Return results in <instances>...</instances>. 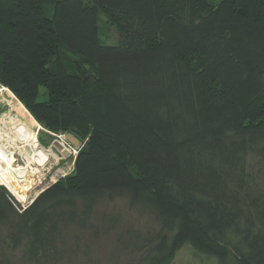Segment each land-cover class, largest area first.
Instances as JSON below:
<instances>
[{
    "label": "trees",
    "instance_id": "1",
    "mask_svg": "<svg viewBox=\"0 0 264 264\" xmlns=\"http://www.w3.org/2000/svg\"><path fill=\"white\" fill-rule=\"evenodd\" d=\"M0 85L84 141L25 208L0 186L3 238L25 262L87 257L77 231L115 229L94 212L126 196L160 229L127 232L125 264H169L184 244L264 264V0H0Z\"/></svg>",
    "mask_w": 264,
    "mask_h": 264
},
{
    "label": "rangeland",
    "instance_id": "2",
    "mask_svg": "<svg viewBox=\"0 0 264 264\" xmlns=\"http://www.w3.org/2000/svg\"><path fill=\"white\" fill-rule=\"evenodd\" d=\"M210 1L217 2L218 0ZM99 34L102 42H116V27L104 14H100L99 16ZM64 56L68 59L74 57V55L68 52H65ZM9 108L14 114L21 115L22 118L31 124L33 130L37 132L39 143L44 146V148L51 147L53 151L60 156V160L51 166V169L46 173L42 183L33 188L32 191L37 195L42 189L73 172L76 154L82 147L84 141L70 133L52 132L43 128L42 125L32 117L25 106L9 89H7L0 94V113ZM66 134H70L72 137L78 139L80 142L79 146L74 147L68 139L65 138ZM55 140H63L64 144L68 148H71L73 153L65 157L62 151H59V149L53 145ZM0 182L2 183L0 186L4 187L19 203L21 209H23L28 202L25 201L21 186L13 179L7 170H5L1 163ZM106 213H112L119 217L120 221L118 226L107 233L98 235H95L93 232L94 228H89L86 231H77L78 235L83 240L82 245L86 248L84 251L88 253V256L85 257L83 252V254L73 258L72 261L66 264H87L88 259L92 264H125L132 258L133 254L123 247L122 242L129 239L127 232H136L139 236L145 237L156 233L160 229V224L147 209L139 206H131L126 196H119L110 201H101L96 206L92 224L96 226L101 225V217ZM3 235L4 229L0 226V261L4 264H29L22 259L18 252L13 253L8 250ZM70 238H72V236ZM72 242L73 241H68V243ZM169 264H215V260L198 253L189 244H184L178 249Z\"/></svg>",
    "mask_w": 264,
    "mask_h": 264
},
{
    "label": "bare ground",
    "instance_id": "3",
    "mask_svg": "<svg viewBox=\"0 0 264 264\" xmlns=\"http://www.w3.org/2000/svg\"><path fill=\"white\" fill-rule=\"evenodd\" d=\"M6 90L0 85V94ZM59 142V151L68 149L73 153L63 140ZM58 160L60 156L51 147L44 148L39 143L36 130L21 115L14 114L10 108L0 113V163L21 186L25 201L29 202L36 194L32 191L31 197L26 196L31 185H40Z\"/></svg>",
    "mask_w": 264,
    "mask_h": 264
},
{
    "label": "water",
    "instance_id": "4",
    "mask_svg": "<svg viewBox=\"0 0 264 264\" xmlns=\"http://www.w3.org/2000/svg\"><path fill=\"white\" fill-rule=\"evenodd\" d=\"M65 138L68 139V141H69L74 147H78L79 144H80L79 140L76 139L75 137H72L70 134H66V135H65ZM53 145H54L57 149H60V142H59V140H55L54 143H53ZM62 153H63V155H64L65 157H67V156L70 155V151H69L68 149H62ZM33 188H35V186H34V185H31L29 192H26V196H27V197H31V191L33 190ZM43 190H44V189H42L41 191H39V193L42 192ZM39 193H38V194H39ZM38 194H37V195H38ZM37 195H35L34 197L30 198L29 202L26 203V206H28L29 204H31ZM26 206H24V208H25Z\"/></svg>",
    "mask_w": 264,
    "mask_h": 264
},
{
    "label": "built area",
    "instance_id": "5",
    "mask_svg": "<svg viewBox=\"0 0 264 264\" xmlns=\"http://www.w3.org/2000/svg\"><path fill=\"white\" fill-rule=\"evenodd\" d=\"M24 208V207H23Z\"/></svg>",
    "mask_w": 264,
    "mask_h": 264
}]
</instances>
